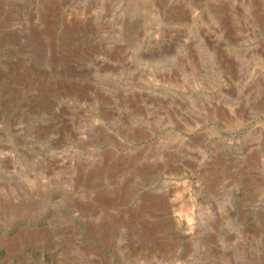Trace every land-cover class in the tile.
<instances>
[{"label": "rangeland", "instance_id": "obj_1", "mask_svg": "<svg viewBox=\"0 0 264 264\" xmlns=\"http://www.w3.org/2000/svg\"><path fill=\"white\" fill-rule=\"evenodd\" d=\"M0 264H264V0H0Z\"/></svg>", "mask_w": 264, "mask_h": 264}]
</instances>
